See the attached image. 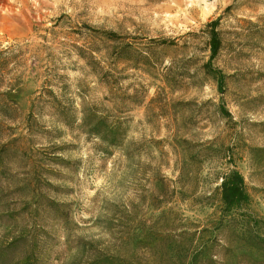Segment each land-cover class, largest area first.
Masks as SVG:
<instances>
[{"label": "rangeland", "instance_id": "1", "mask_svg": "<svg viewBox=\"0 0 264 264\" xmlns=\"http://www.w3.org/2000/svg\"><path fill=\"white\" fill-rule=\"evenodd\" d=\"M91 105L128 118L123 146L87 134ZM233 169L251 200L226 214ZM18 236L40 264H263L264 0H0V245Z\"/></svg>", "mask_w": 264, "mask_h": 264}, {"label": "trees", "instance_id": "2", "mask_svg": "<svg viewBox=\"0 0 264 264\" xmlns=\"http://www.w3.org/2000/svg\"><path fill=\"white\" fill-rule=\"evenodd\" d=\"M219 19L212 20L207 24L209 28V48L211 51L210 60L216 58L224 47V40L220 32L217 30ZM110 38L115 39L118 37L116 33L110 32ZM151 42H156L160 45L168 44L170 41L163 39H152ZM210 61L205 63L208 68ZM101 79L108 84L110 92L114 94V87L118 86L119 79H116L113 74L107 71H98ZM218 74V88H222L224 84V75L221 71ZM229 116V113H226ZM67 118L65 121L70 123L71 116L69 112L66 113ZM71 116V118H70ZM129 120L126 117H121L113 114L111 110L106 107L91 105L83 110L81 125L90 137L98 138L102 144L108 147H120L127 141L129 132ZM220 194L222 202V212L229 214L233 210H240L250 204V194L245 186L244 176L237 169L231 170L225 174L223 181L220 185ZM24 236H18L11 241L0 245V264H40L36 255V247L34 243L27 241L22 242ZM252 247L261 254V263L264 264V238L258 236L255 241H249ZM18 252V253H17ZM252 253V251H248ZM258 260V259H256ZM88 264H96L90 262Z\"/></svg>", "mask_w": 264, "mask_h": 264}]
</instances>
